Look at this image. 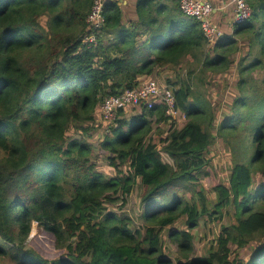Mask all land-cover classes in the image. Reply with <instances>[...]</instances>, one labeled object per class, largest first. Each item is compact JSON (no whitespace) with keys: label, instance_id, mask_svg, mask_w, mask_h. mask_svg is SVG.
Returning a JSON list of instances; mask_svg holds the SVG:
<instances>
[{"label":"trees","instance_id":"obj_1","mask_svg":"<svg viewBox=\"0 0 264 264\" xmlns=\"http://www.w3.org/2000/svg\"><path fill=\"white\" fill-rule=\"evenodd\" d=\"M245 1L251 18L211 45L201 23L181 11L160 18L165 6L150 0H137L136 19L105 0L93 31L95 0H0V263L264 264V185L253 188V175L264 176V0ZM186 65L189 79L166 80L187 115L182 126L164 104L140 105L131 115L119 110L98 146L87 141L102 128L96 111L109 98ZM197 71L236 73L217 124ZM245 122L249 141L240 144L234 135ZM216 139L231 147L233 166L228 185L207 189ZM96 148L114 177L99 170ZM138 185L147 207L136 229L124 211ZM230 210L232 223L194 257L202 219L222 222ZM178 222L185 228L173 229Z\"/></svg>","mask_w":264,"mask_h":264},{"label":"rangeland","instance_id":"obj_2","mask_svg":"<svg viewBox=\"0 0 264 264\" xmlns=\"http://www.w3.org/2000/svg\"><path fill=\"white\" fill-rule=\"evenodd\" d=\"M127 1H128L127 9L132 12L133 11L132 3L134 2V0H127ZM231 10L232 8L228 10L227 16H223L220 12H217V14H214L213 17H211L210 19L216 26H218L222 30V32L226 36H229V37L233 36V30H232V33L230 30L231 24L230 25L228 24L229 19L234 17V12ZM42 21L44 22L45 19H42ZM189 71L191 70L188 68V65H186V67H184L183 70H179L178 72H176V74L172 71H163L162 74L157 76V78H151V77L145 78L143 79L142 82L153 79L156 82H158L160 85L164 86V85H167L166 84L167 78H170L171 82H176V80L179 77L184 80L189 79ZM193 76H195L194 78L196 79L203 78V84L200 90L203 92H206V94L204 93L203 95L209 98V101L212 104L213 109L216 110L215 114H216V119H217L216 124H217L219 121H221L222 114L228 111V105L230 101L232 100L233 89L236 85L237 77L235 76V74H230V75L225 74L223 76L221 75L212 76L211 72H207L205 75H202L198 71ZM244 95L246 96L245 98L247 100H250V98H252L253 96L256 97L255 93L251 94L247 92ZM259 95H261V93H259ZM248 108H249V102H245L244 104L245 112L247 111ZM135 109L136 108L128 109L127 107L125 108V111L126 113H128V115H131V114H134ZM96 112H97L96 113L97 125H99V127H102V128H100L97 133L91 134V136L87 138V141L89 143L94 144L95 146H98V144H100V142L102 141L101 138L105 134V131H106L105 127L106 128L108 127L107 125H109V120H111L112 118L104 117L102 109ZM234 120H238V117L236 115H234ZM103 121H105V123L107 124H105ZM185 122L184 120L178 121L177 125L182 126ZM245 123L241 127L240 134L234 135V139L238 141V143L240 144H244L249 141V133H248V126H247L248 123L246 124ZM254 124H252V128ZM94 127L91 126L90 128L96 129ZM74 130H77V129H74ZM67 135H69V133ZM215 136H216V132H215ZM70 137L79 138V136L74 131L71 132ZM252 148L254 149V145H252ZM250 154L253 156L254 154L253 150L250 152ZM95 155H96L97 163L99 165V170L104 175H107L108 177H114L115 171L113 170V168L109 166L108 161L105 157L106 155L100 154L97 148L95 151ZM207 158L210 160V164L208 168L209 178L206 179V182H205L207 189H210L214 182L224 183L228 185L229 178L231 175V167L233 166V162H232L233 154H232L231 147H229V145L222 142L221 140L216 139V142L209 149ZM124 171H127V168H125ZM253 180H254V187H253L254 189H257L261 185H264V176L260 173L258 174L255 173L253 175ZM141 190L142 189L140 185L134 188L132 196L129 200V204L126 210L124 211V214L133 221V225L136 229H138L140 226L143 225V213L145 211V208L147 207V205L141 201ZM211 195H212L211 196L212 201L215 200V197H216L215 193L213 192ZM110 209L116 213L122 212L118 207H115L113 205L110 206ZM232 215H233V210H230L229 214H227V216L222 222H219V221L209 222L207 221L206 218L205 220L202 219L200 226L194 232L195 234V249H194V254H193L194 257H204L206 255V252L208 251L210 245L212 244L211 242L217 236H219L223 226L232 223L233 221ZM176 228L183 229L185 228V225H179V222H178L174 226L173 229H176ZM39 230H40V227L38 226V224L34 223L33 228H32L31 238H33L38 233ZM164 239H165V246H166L165 254L169 256L170 259L173 261L177 257L176 247L168 241V235H166ZM260 243L259 244L261 246H264V237L262 238V241H260ZM245 257L247 259L249 257V253H246ZM0 264H13V263H11L9 260H5L1 262Z\"/></svg>","mask_w":264,"mask_h":264},{"label":"built area","instance_id":"obj_3","mask_svg":"<svg viewBox=\"0 0 264 264\" xmlns=\"http://www.w3.org/2000/svg\"><path fill=\"white\" fill-rule=\"evenodd\" d=\"M104 4L105 0H95L94 2L87 19L92 31L98 30L104 23ZM231 4L234 6V25L244 24L251 18L252 10L245 0H231ZM179 6L185 16L201 23L204 36L209 42L223 37L220 28L210 20L216 13V8L210 0H179ZM85 42L96 44V38L89 36ZM157 103L164 104L166 115L172 121L186 120L187 115L180 114L176 109V97L173 89L168 85L162 86L153 79L142 82L136 89L126 90L119 96L109 98L101 106V109L104 117L112 118L109 120L111 122L119 110H125L127 107L128 109L136 108L140 105L152 109Z\"/></svg>","mask_w":264,"mask_h":264},{"label":"crops","instance_id":"obj_4","mask_svg":"<svg viewBox=\"0 0 264 264\" xmlns=\"http://www.w3.org/2000/svg\"><path fill=\"white\" fill-rule=\"evenodd\" d=\"M115 1H119V5L124 9L128 11V18L129 19H136L137 18V14L134 12L135 11V5L137 3V0H134V2L132 3V8L133 11H129L127 9L128 7V1L127 0H115ZM152 3H156V4H163L165 6V11L162 15V17L160 18H164V17H169L170 19H174L178 14H181V9L180 6H176V3L179 4V0H150ZM211 2L213 3L214 7L216 8V13L220 12L223 16H227L228 15V10L230 8H232L231 11L234 12V6L231 4V0H211ZM181 11V12H180ZM184 15V14H183ZM184 17L189 18L187 16L184 15ZM193 19V18H192ZM228 24L230 25V30L232 33V30L234 31V24H233V18L229 19ZM221 30V29H220ZM222 32V30H221ZM230 33V34H231ZM223 36H226L223 32H222ZM220 40V38L216 39L214 42H210L211 45H215L218 41ZM236 76V73H233Z\"/></svg>","mask_w":264,"mask_h":264},{"label":"bare ground","instance_id":"obj_5","mask_svg":"<svg viewBox=\"0 0 264 264\" xmlns=\"http://www.w3.org/2000/svg\"><path fill=\"white\" fill-rule=\"evenodd\" d=\"M252 16V15H251Z\"/></svg>","mask_w":264,"mask_h":264}]
</instances>
